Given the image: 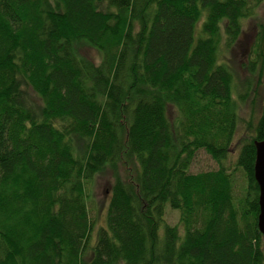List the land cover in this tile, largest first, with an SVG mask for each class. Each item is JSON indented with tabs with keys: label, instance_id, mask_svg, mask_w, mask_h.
<instances>
[{
	"label": "trees",
	"instance_id": "obj_1",
	"mask_svg": "<svg viewBox=\"0 0 264 264\" xmlns=\"http://www.w3.org/2000/svg\"><path fill=\"white\" fill-rule=\"evenodd\" d=\"M263 1L0 0V264H264V95L241 197L224 165L240 119L227 53L248 50ZM250 55L261 77L264 23ZM200 150L218 167L191 172ZM105 168L92 242L86 184Z\"/></svg>",
	"mask_w": 264,
	"mask_h": 264
},
{
	"label": "rangeland",
	"instance_id": "obj_2",
	"mask_svg": "<svg viewBox=\"0 0 264 264\" xmlns=\"http://www.w3.org/2000/svg\"><path fill=\"white\" fill-rule=\"evenodd\" d=\"M264 23V1L254 16L244 23V35L242 40L248 46V50L240 49L238 46L227 53L228 58L234 62L235 69V88L234 97L239 105V124L233 142L229 148L224 165L229 168L235 177L234 191L237 197L242 196L243 186H246L245 175L241 168L236 166L239 150L242 143L253 132L262 106V96L264 95V64L262 67V76L259 77V67L256 68L250 64V48L255 42L260 25ZM79 54L88 60L99 63L101 56L99 51L85 43L78 45ZM222 51H225L224 49ZM228 60V59H227ZM229 61V60H228ZM218 164L204 150H200L194 160L190 171L198 172L201 170L215 169ZM122 177H126L123 166L119 167ZM114 181L113 171L111 168H105L98 173L95 178L88 181L87 186V204L89 215L93 223L91 240H95L98 230L107 226V211L111 191L109 186ZM169 208V209H168ZM166 221L169 224L176 225L179 222L180 211L167 207Z\"/></svg>",
	"mask_w": 264,
	"mask_h": 264
},
{
	"label": "water",
	"instance_id": "obj_3",
	"mask_svg": "<svg viewBox=\"0 0 264 264\" xmlns=\"http://www.w3.org/2000/svg\"><path fill=\"white\" fill-rule=\"evenodd\" d=\"M255 178L259 185L258 226L264 234V139L256 142Z\"/></svg>",
	"mask_w": 264,
	"mask_h": 264
},
{
	"label": "bare ground",
	"instance_id": "obj_4",
	"mask_svg": "<svg viewBox=\"0 0 264 264\" xmlns=\"http://www.w3.org/2000/svg\"><path fill=\"white\" fill-rule=\"evenodd\" d=\"M260 206V205H259Z\"/></svg>",
	"mask_w": 264,
	"mask_h": 264
}]
</instances>
